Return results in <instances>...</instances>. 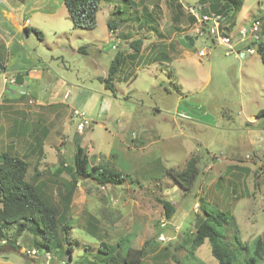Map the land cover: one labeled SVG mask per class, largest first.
<instances>
[{
    "label": "rangeland",
    "instance_id": "rangeland-1",
    "mask_svg": "<svg viewBox=\"0 0 264 264\" xmlns=\"http://www.w3.org/2000/svg\"><path fill=\"white\" fill-rule=\"evenodd\" d=\"M109 1L102 0L94 29L74 27L65 5L61 4L44 3L43 10L35 12L31 18L43 39L32 32L27 45L38 51L55 73L79 85L76 88L69 85V101L73 103L81 94L83 102L76 109L85 113L89 126L78 131L81 117L74 112L71 132L54 137L45 134L43 140L47 149L36 167L30 164L26 178L40 187L60 215H67L70 220L68 240L74 247L73 264L101 263L97 257L101 243L114 245L126 236H131L133 247L145 250L141 264H218L208 240L193 249L198 221L204 216L199 205L202 192L198 191L208 184L202 179L204 174L201 172L191 192H184L165 172L169 168L182 169L193 155L199 158L202 169L209 160L212 163L216 159L224 162V170L232 147L241 146L243 139L249 140L250 145H244L238 156L258 163L259 169L252 173L246 192L238 199V204H234L235 201L226 196L225 180H220L219 186L223 189L218 194L221 198L210 196L206 206L209 210L220 209L234 215L238 234L247 244L251 245L259 236L264 239V114L249 117L250 112L264 109V63L257 52H246L243 57H237L234 52L227 55L225 46L199 37L194 46L187 44L185 53L167 67L151 65L152 69H157L151 74L149 63L144 64L143 59L126 76L137 75L119 82L113 94L104 90L102 80L117 52V46L109 43L107 22L126 17L123 12L114 13L116 4ZM167 1H151L155 3L153 14H160L159 30L162 26H174ZM182 2L185 5V1ZM227 2L231 10L226 20L230 28L236 27L231 36L234 41L237 31L249 27L254 20L261 22L259 34L264 38V0ZM49 9L56 12L52 16L54 21L47 19L49 15L45 11ZM183 18L186 21V14ZM121 24V32L129 28L127 19ZM130 44L126 42L128 48ZM81 46L85 51H78ZM206 47L211 50L210 56L198 57L197 51ZM235 50L241 51L237 46ZM3 88L0 75V94ZM29 90L33 99H38L42 86L32 82ZM104 93L108 94L107 98ZM2 112L0 108V125ZM141 136L146 139L137 140ZM0 138L3 139V134ZM2 139L0 153L4 150ZM76 144L86 148L92 164L113 166L125 174V181L106 186L89 179L75 182L62 167L71 166ZM218 164L208 173V179L214 175ZM158 198L175 205L170 219L165 217ZM90 215L99 219L96 237L86 230ZM63 235L60 229L58 239L62 248L55 258L67 260L70 244L67 240L61 241ZM16 241L20 248L0 242V264H33L26 251L36 248L35 236L26 230Z\"/></svg>",
    "mask_w": 264,
    "mask_h": 264
},
{
    "label": "crops",
    "instance_id": "crops-1",
    "mask_svg": "<svg viewBox=\"0 0 264 264\" xmlns=\"http://www.w3.org/2000/svg\"><path fill=\"white\" fill-rule=\"evenodd\" d=\"M116 1L119 2V0L109 1L110 4H116V9L113 10L114 13L117 11L123 12V16L126 18L120 20L110 19L119 34L118 37L112 36L111 29L108 27V38L109 43L117 46V52H121L125 61L115 76L113 94H115L119 82L122 83L124 80H129V76L132 79L137 75V73H134V75L129 74L126 76L135 65L138 67L143 59L144 64L149 63L148 69L151 74L157 70L156 68L152 69L151 65L157 63L165 68L178 55L185 53L187 44L195 45L199 36L192 32L195 17L189 12V6H201V12L203 13L227 9V0H168L167 7H169L172 14L174 26L171 25L165 28L161 25L162 27L159 30L157 24L160 14H153L155 3H151L152 0H144L145 2L143 0L136 2L134 0H121L120 4ZM182 1H185V5ZM200 1L204 3H200ZM44 3L65 5L64 0H0V60H4L6 65L5 70L0 73L4 84L3 91L0 94V104L3 103L0 105V108L3 109L1 114L3 123L0 125V135L3 134V139H0L3 140L4 150L1 151L0 157L2 153L8 152L27 160L29 164H33V167L40 163L44 155V149H47V144L43 140L45 134L54 137L55 134H64L66 131L71 132L73 130L72 117L74 112H77L76 106L83 102L81 94L75 100L73 99V103L69 101V85L75 88L79 85H73L64 77L55 73L44 61V57L27 45L32 31H26L25 27L37 28L32 25L31 18L35 12L43 10ZM53 10L45 11L49 15L47 19L53 20L52 16L56 14ZM184 14L187 17L186 21L183 18ZM125 19L129 22V28L121 32V23ZM133 26H135L134 30ZM138 30L140 31L134 34ZM226 30L231 36L232 32L236 30V27L230 28L228 19L226 20ZM237 35L234 43L237 50L241 49L240 52H242L246 44L239 40L240 31H237ZM136 39L142 41L139 51H135L131 47L128 48L126 45L127 41L131 43ZM237 57L243 56L239 55ZM108 70L104 71L103 78L108 74ZM224 70L223 65V74H225ZM123 72H125V77ZM32 82L42 86L41 94H37L38 99H33L34 96L29 90ZM103 88L104 90H110L105 85ZM107 95V93H104V98H107ZM258 112H250L249 117H259ZM193 116L194 118H203ZM139 139L146 138L141 136L137 138V140ZM250 143L249 140L243 139L239 143L241 146L234 145L232 147L230 158L225 163L224 170L222 169L224 162L221 163L216 159H213L212 163H210V160L209 163H205L206 165L202 169L204 174L202 179L208 184L199 188L198 191L202 192L203 201L206 205L210 203V196L221 198L222 195H219L218 191L223 189L219 186L220 180L223 179L226 184V188H224L226 196L229 199L232 198L235 201L234 204H238V199L242 197L243 192H246L248 184L252 181V173L259 169L258 163H252L249 160L244 161L240 157V149L244 145H250ZM239 154L240 156H238ZM217 164L219 166L215 169L214 175H211L208 179V173ZM219 175H221V179L217 178ZM236 190H238L237 193Z\"/></svg>",
    "mask_w": 264,
    "mask_h": 264
},
{
    "label": "trees",
    "instance_id": "trees-1",
    "mask_svg": "<svg viewBox=\"0 0 264 264\" xmlns=\"http://www.w3.org/2000/svg\"><path fill=\"white\" fill-rule=\"evenodd\" d=\"M235 3V0H232ZM102 0H64L69 17L76 28L94 29L97 25V14ZM181 5V4H180ZM230 3H226V10H219V14L227 16ZM237 7L240 4L237 2ZM111 30H115L111 20L107 22ZM26 31L34 32L40 39L43 34L35 27H25ZM141 39L131 42V47L139 51ZM256 52L264 63V38L254 43ZM78 51H85L84 46ZM125 59L121 52H117L108 70V74L102 78L104 85L114 93V79ZM4 60H0V73L5 70ZM264 114V109L258 112V116ZM29 162L19 156L4 152L0 157V242L8 243L14 248H20L16 239L26 230L34 236V246L42 251H51L53 255L59 254L62 248L58 239L59 230H63L61 241L67 240L70 244L67 248L68 258L73 264L74 247L68 240L69 230L72 227L67 215L59 213V209L44 195L40 187L29 180L26 176L29 170ZM69 173L75 182L89 179L99 186L122 184L126 176L108 164H92L85 147L76 144L73 162L71 166L62 167ZM202 172L200 160L197 156H191L182 169L169 168L165 173L184 191L191 192ZM158 201L165 209V217L170 219L176 208L175 205L164 198ZM204 216L199 219L193 249H196L208 240L212 255L218 264H262L264 261V239L256 237L252 244L241 240L238 234L235 216L224 210H209L203 199L199 203ZM98 221L90 215L86 230L94 235L98 234ZM97 257L98 264H141L145 254L143 248L132 246L131 236L117 240L116 244L109 245L102 242ZM96 264V263H95Z\"/></svg>",
    "mask_w": 264,
    "mask_h": 264
},
{
    "label": "built area",
    "instance_id": "built-area-1",
    "mask_svg": "<svg viewBox=\"0 0 264 264\" xmlns=\"http://www.w3.org/2000/svg\"><path fill=\"white\" fill-rule=\"evenodd\" d=\"M189 12L195 17V23L192 27V32L196 36L210 39L214 44L223 45L227 48L226 54L230 55L232 52L236 53L237 56H245L247 53L256 52V43L261 39L259 34L261 28V22L254 20L249 27H243L240 30L239 40L245 42V51H236L235 43L230 33L226 30V16L216 13H203L201 12V6H189ZM116 30H111V35L118 37ZM210 48H202L197 51V55L200 58L210 56ZM78 112V111H77ZM81 117V121L78 123V131H83L89 126L88 120L85 118L83 111L77 113ZM250 157V154L247 155ZM164 225V224H162ZM19 244V242L17 241ZM33 259V264H71L65 259H56L51 251H42L38 248L27 249L26 251Z\"/></svg>",
    "mask_w": 264,
    "mask_h": 264
}]
</instances>
